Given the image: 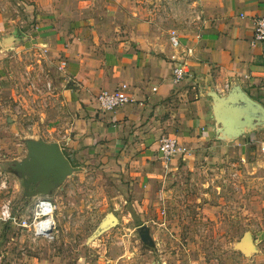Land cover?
<instances>
[{
	"label": "crops",
	"instance_id": "crops-1",
	"mask_svg": "<svg viewBox=\"0 0 264 264\" xmlns=\"http://www.w3.org/2000/svg\"><path fill=\"white\" fill-rule=\"evenodd\" d=\"M138 3L0 0V82L6 89L0 104L13 94L8 83L24 81L35 65L55 88L52 141L43 140L67 150L77 173L103 164L140 166L137 182L153 189L179 157L191 160L210 145L239 144L264 130V122L247 127L230 107L218 110L214 98L239 91L264 109L263 46L252 41L264 0H191L188 22L180 19L175 28H160L151 15L145 20ZM172 32L179 35V49L171 44ZM61 61L67 62L62 72ZM182 63L191 77L176 84L174 70ZM123 87L135 103L100 110L98 96ZM235 108L245 113L243 104ZM229 118L236 125L226 131L222 121ZM165 136L186 150L167 165L159 156ZM253 238L258 252L248 257L239 251L236 264H264V230ZM0 264L17 262L0 252Z\"/></svg>",
	"mask_w": 264,
	"mask_h": 264
},
{
	"label": "rangeland",
	"instance_id": "rangeland-1",
	"mask_svg": "<svg viewBox=\"0 0 264 264\" xmlns=\"http://www.w3.org/2000/svg\"><path fill=\"white\" fill-rule=\"evenodd\" d=\"M138 1L141 16L155 17L160 28H175L191 15V0ZM34 68L24 81L8 83L13 94L0 104V217L9 205L17 218V223L0 222V252L10 253L17 264L239 262L237 246L245 234L264 230V130L248 133L239 144L210 145L191 160L178 156L176 168L165 169L153 189L137 182L140 166L103 164L69 177L50 197L28 199L13 163L26 158L25 141H52L48 134L54 129V84ZM0 91L6 92L1 82ZM42 198L57 207L54 238H37L23 227L33 222ZM110 213L120 225L91 240ZM143 227L154 246L142 242Z\"/></svg>",
	"mask_w": 264,
	"mask_h": 264
},
{
	"label": "water",
	"instance_id": "water-1",
	"mask_svg": "<svg viewBox=\"0 0 264 264\" xmlns=\"http://www.w3.org/2000/svg\"><path fill=\"white\" fill-rule=\"evenodd\" d=\"M218 110L233 109L243 118L246 126L252 127L254 123L264 122V109L248 98L242 92L236 91L226 98L214 95ZM243 104L245 108H235ZM228 109V110H229ZM224 129H232L236 122L233 118L222 121ZM241 133H234L235 136ZM27 156L20 162H14L12 170L17 172L23 179L24 195L28 199L39 197H50L62 187L69 177L79 172L74 168L68 158L64 155L58 143H47L44 140L25 141ZM119 220L114 214H109L101 222L91 240L101 237L106 232L116 228ZM142 242L148 246H154V242L147 227L139 229ZM237 249L245 256H252L258 252L252 233H246Z\"/></svg>",
	"mask_w": 264,
	"mask_h": 264
},
{
	"label": "built area",
	"instance_id": "built-area-1",
	"mask_svg": "<svg viewBox=\"0 0 264 264\" xmlns=\"http://www.w3.org/2000/svg\"><path fill=\"white\" fill-rule=\"evenodd\" d=\"M255 31L253 35V44L263 46L264 54V17L258 18L254 22ZM171 44L174 48L179 49L181 42L179 35L176 32H172L170 37ZM188 54H192L191 50H188ZM67 68V62L61 61L59 64V71L62 72ZM191 77L190 71L188 70L187 63H182L174 70V78L176 84H181L187 78ZM50 87V84H47ZM126 87L121 90L113 92H103L98 98L97 102L100 110L103 112H112L122 108L125 105L135 103L134 100L128 96L125 92ZM186 152L185 149L181 148L179 141L171 136H165L160 140L159 145V156L161 160L167 165L176 160L177 156L182 155ZM57 207L53 202L47 199L39 200L35 206L34 220L32 223L25 222L24 228L32 231L37 238L49 239L54 238L56 232L55 214ZM0 221L6 223H17L11 212L9 205H6L1 213Z\"/></svg>",
	"mask_w": 264,
	"mask_h": 264
}]
</instances>
